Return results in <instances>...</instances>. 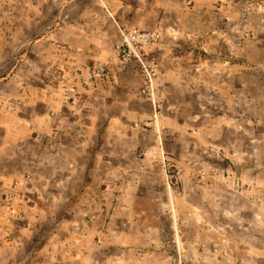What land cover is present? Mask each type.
<instances>
[{
	"label": "rangeland",
	"instance_id": "obj_1",
	"mask_svg": "<svg viewBox=\"0 0 264 264\" xmlns=\"http://www.w3.org/2000/svg\"><path fill=\"white\" fill-rule=\"evenodd\" d=\"M0 264H264V0H0Z\"/></svg>",
	"mask_w": 264,
	"mask_h": 264
},
{
	"label": "built area",
	"instance_id": "obj_2",
	"mask_svg": "<svg viewBox=\"0 0 264 264\" xmlns=\"http://www.w3.org/2000/svg\"><path fill=\"white\" fill-rule=\"evenodd\" d=\"M122 37L121 43L117 46V52L123 61L129 60L132 56L138 57L143 47L147 46L151 40L149 35L138 31L123 32ZM148 75H150L149 72Z\"/></svg>",
	"mask_w": 264,
	"mask_h": 264
}]
</instances>
